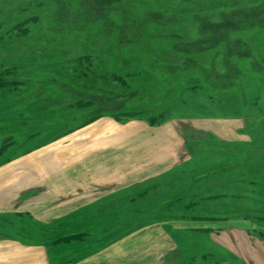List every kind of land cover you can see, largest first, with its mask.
<instances>
[{"label": "rangeland", "instance_id": "374dc122", "mask_svg": "<svg viewBox=\"0 0 264 264\" xmlns=\"http://www.w3.org/2000/svg\"><path fill=\"white\" fill-rule=\"evenodd\" d=\"M116 7L120 11L108 13L121 33L109 44L118 30L111 34L98 19ZM173 16L185 20L175 30V20H168ZM66 19L89 36L93 28L87 26L98 23L99 32L61 43L71 26ZM163 21L168 28L160 26ZM55 30L60 34L52 38ZM87 52L92 57L85 69L77 57ZM201 117L208 122L201 125ZM217 118L237 122L241 136H252L251 143L241 140L240 150L264 146V0H129L109 7L94 0H0V167L44 153L49 179L38 189L50 204L77 192L87 199L86 161L78 170L82 180L66 168L58 179L56 151L86 153L91 133L123 132L111 140L113 186L120 176L128 186L132 176L147 173L142 169L153 149L161 158L176 151L175 166L159 179L122 187L102 204L113 211L110 231L66 234L91 225L93 219L84 217L65 223L64 236L48 235L55 239L48 245L49 264H72L142 226H159L175 241L176 264H255L264 251V174L235 178L226 165L247 159L206 134L189 144L195 148L191 160L182 154L184 128L215 130ZM120 162L126 170L114 166ZM237 229L252 249L239 252L238 263L204 246L208 239L241 249Z\"/></svg>", "mask_w": 264, "mask_h": 264}, {"label": "crops", "instance_id": "0c3cea01", "mask_svg": "<svg viewBox=\"0 0 264 264\" xmlns=\"http://www.w3.org/2000/svg\"><path fill=\"white\" fill-rule=\"evenodd\" d=\"M198 120L201 125L208 122L205 117ZM216 120L218 123H216L215 130L200 126V124L195 125V127L184 128V134L182 133L184 152L182 151V154L185 155V161L188 162L187 159L191 160L195 155V148L189 146V144L201 139L202 134H206L215 143H222V148H227L226 150L229 153L232 152V155L235 153L238 158L242 156V158L247 159L246 162L245 160L243 162L236 160L226 165L231 171V175L236 176L235 178L238 179L241 175L250 176L257 172L264 174V146L240 150L238 146L241 144V140L251 143L254 141L252 136L250 134L245 137L241 136L239 125L235 121H228L231 123L226 125L225 123L228 122L218 121L219 118ZM122 133L120 130L109 131V133L107 131L104 133L103 131L91 133L90 137L94 141L91 140L89 143L91 147L86 153L79 150L77 152L75 148L66 151L64 148L57 149L56 160L59 162L58 165L61 170V174L57 176L58 179H62L63 175L68 174L63 171L66 168V170L72 169L71 177L75 179L81 177L82 180L83 178L80 176L81 174H78V170H83L85 167L83 163L86 161L89 188L86 191L88 196L85 200L80 198L82 196L77 192L75 198L70 197L69 200H63L62 196L59 201L55 200L49 204L47 194L39 190L47 185V179H49L47 159L40 157L44 153L33 152L26 155L23 161L6 163L0 167V235H3L0 236V264H49L51 260L48 256V245L53 244L55 239L48 240V235L61 234L64 236L65 223L79 222V218H91L93 221L91 225L89 224L81 230L68 231L66 234L71 232L72 234H95L105 229L110 231L113 211L108 206L107 209L105 206L103 208L102 204L108 203L114 191L121 190L122 187L126 188L128 180L125 175L120 176L119 185L113 186L111 174L113 148L111 140L121 136ZM223 144L231 145V147L223 146ZM154 151V149L151 151V159L148 160L146 167L142 169V171L147 170V173L132 176L131 181H134V183L132 182V185L129 184L127 187L138 186L144 182L159 179L162 173H167L175 166L176 151L174 148L166 151V158L160 157L158 148L156 152ZM86 157L88 158L86 159ZM256 159L259 160L258 163ZM114 166H117L121 171L126 170L127 164L120 162L115 163ZM135 166L138 167V165ZM242 167L244 169H241ZM102 170H104V173L101 175ZM218 170L220 169L215 171ZM242 170L243 173L241 174L240 171ZM204 171L207 172L206 169ZM205 174L207 175V173ZM202 176L204 175H194L193 177L197 179ZM33 188L39 189L35 191ZM82 212L90 214L85 216L86 213L80 216ZM125 212L127 211L125 210ZM101 224L107 226L100 228ZM236 231L234 230L233 233L236 232L234 235L237 236V241L242 245L241 249L232 244L230 251L224 247L223 243L212 242L208 239L204 241V246L227 256L230 261L238 263L241 259L239 252L243 251L250 254L252 249L250 241L243 239L244 232L239 229ZM244 244H247V247ZM176 250L177 244L166 234L163 228L159 226H142L134 231L124 233L113 243H109L96 252H91L89 255L77 259L72 264H176ZM255 264H264V251L256 259Z\"/></svg>", "mask_w": 264, "mask_h": 264}, {"label": "trees", "instance_id": "16d2710c", "mask_svg": "<svg viewBox=\"0 0 264 264\" xmlns=\"http://www.w3.org/2000/svg\"><path fill=\"white\" fill-rule=\"evenodd\" d=\"M124 1H129V0H94V2H95V4L98 6V7H109V6H112V5H115V4H118V3H120V2H124ZM38 3V5L39 4H42V2L40 1V2H37ZM119 8L118 7H116L115 9H112V8H109L108 10H106L102 15H101V17H100V19H98V22L100 23V25H101V27H104V29L105 28H111V31H110V33L112 34L113 33V29H116V30H118V31H116V34L115 33H113V34H115V35H113V36H111V37H109L108 38V41L107 42H109V44H111L112 42H113V40L114 39H116V37H117V34H120L121 33V31H119L120 29H117L119 26H121L120 24H118L117 23V20H116V18L112 15V14H110V13H108V12H112V11H114V10H118ZM118 11H120V10H118ZM182 17H184L183 15H181ZM175 20L174 21V23H172V27H171V29L172 30H175V28L177 29V27L179 26V24L180 23H185V20L184 19H176V17H172V18H170V19H168V20ZM32 20L33 21H36V18H32ZM67 20V22H70L71 23V26H70V28L66 31L67 33L66 34H64V37H62V38H59L60 40V42L61 43H64L66 40H68V38H71V37H78V36H84V37H86V38H95L96 37V35H97V33L99 32L98 30H97V27H98V23H93V24H90V25H88L87 27H90V28H93L92 29V31H91V33L93 34V36H89V35H86V34H83L82 33V31H81V28H79V27H74L73 26V24H72V22L70 21V20H68V19H66ZM139 21V20H138ZM165 21H163L162 23H160V26L161 27H166V28H168L169 26L167 25V24H165L164 23ZM167 22H169V21H167ZM47 23V22H46ZM150 24H149V26L151 27V26H153L152 24L154 23V22H149ZM186 23H188V22H186ZM165 24V25H164ZM47 25H48V28H50V27H52V26H54V23H52V24H48L47 23ZM123 25V24H122ZM137 26V22L136 23H134V24H131L130 26ZM131 28V27H130ZM145 28H148V26L147 27H145ZM132 29V28H131ZM133 30H135V28H133ZM52 31V30H51ZM136 31V30H135ZM141 31H142V29L140 28L138 31H137V33L138 34H140L141 33ZM52 33V32H51ZM109 33V32H108ZM109 33V34H110ZM136 33V34H137ZM60 33H58L56 30L53 32V35H52V38H57V35H59ZM135 33L133 34V36L131 37V34L129 35V37H131V38H133L135 35H136ZM177 34V32L176 31H170V35H175V36H178V35H176ZM128 36H126L125 38H123V40H125L126 41V43L125 44H127V42L130 40V39H128L127 40V38H129ZM172 37V36H171ZM173 38V37H172ZM245 38H247V36H245ZM239 40L241 41V38H239ZM90 53H86V54H84V55H81V56H79V57H77V59L79 60V63L80 64H83V67L85 68V69H87V67H89V65L86 63V61L88 60V59H90L92 56H91V54L89 55ZM94 56H96V57H99V55L98 54H94ZM93 58H95V57H93ZM193 59H195V58H193ZM91 61H89V63H90ZM91 64V63H90ZM87 71V70H86ZM194 75V73H188V75ZM196 74V76L198 77V78H200V77H202L203 75H202V73H195ZM195 76V77H196ZM203 78V77H202ZM197 86H200V84H196V85H194V87H197ZM60 239V238H59Z\"/></svg>", "mask_w": 264, "mask_h": 264}, {"label": "bare ground", "instance_id": "6f19581e", "mask_svg": "<svg viewBox=\"0 0 264 264\" xmlns=\"http://www.w3.org/2000/svg\"><path fill=\"white\" fill-rule=\"evenodd\" d=\"M16 45H17V44H16ZM51 59H52V58H51ZM19 65H20V64H19ZM23 65H24V64H23ZM34 71H35V70H34ZM23 119H24V118H23ZM231 231H232V230H231ZM234 233H236V232H234ZM234 233H233V234H234ZM237 235H238V234H237ZM238 238H239V237H238ZM221 242H222V241H221ZM230 242H231V241H230ZM238 242H239V241H238ZM226 244H227V243H226ZM226 244H225V245H226ZM237 244H238V243H237ZM233 247H234V246H233ZM236 247H237V246H236Z\"/></svg>", "mask_w": 264, "mask_h": 264}]
</instances>
